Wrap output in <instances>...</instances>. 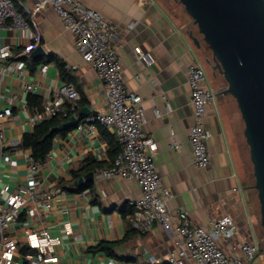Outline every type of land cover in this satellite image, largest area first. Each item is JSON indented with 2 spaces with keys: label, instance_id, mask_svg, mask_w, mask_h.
<instances>
[{
  "label": "crops",
  "instance_id": "0c3cea01",
  "mask_svg": "<svg viewBox=\"0 0 264 264\" xmlns=\"http://www.w3.org/2000/svg\"><path fill=\"white\" fill-rule=\"evenodd\" d=\"M78 1L118 26L119 37L113 47L120 50L128 92L141 98L146 117L143 132L158 145L155 165L162 184L173 194L169 201L173 219L169 231L155 224L147 233H139L133 226L135 210L130 206L131 201L141 196L139 184L120 177L98 178V173L113 162L109 151L118 143L115 135L101 124H96L91 131L73 129L66 136L55 139L39 171L41 189L55 188L62 193L55 199L54 209L47 213L40 211L28 220L32 228H49L55 237L61 238L54 253L58 262L48 264H108L111 257L94 251L101 243L116 244L114 259L122 264H167V257L177 250V243L182 240L177 233L178 210L187 212L193 225L203 229H209L212 222L225 215L232 216L236 234L230 243L220 242L230 256L240 257V246L245 242L257 243L261 248L264 231L260 224V202L254 186L247 183L244 170V122L235 98L222 93L228 87L224 77L219 74L214 77L206 63L212 58L210 49L202 40L201 46H196L190 38L191 31L198 38L202 37L185 8L175 0ZM16 2L30 21L28 11L32 0ZM36 21L43 36L40 46L47 56L36 61V65L26 62V81L40 82L38 92L32 95L44 100L50 86L66 83L60 76L59 63L77 66L78 69L68 71L71 83L87 102L83 108H89L90 114L103 111L107 105L105 86L91 65L82 59L74 36L57 13L49 9L37 16ZM26 43L21 42L19 33L0 31V45L22 50ZM136 48L150 53L154 64L150 67L141 64L135 54ZM192 65L205 70V89L213 96L206 113V123L212 131L211 162L204 169L194 166L189 141L194 109L187 71ZM44 66H48V72L42 77L40 70ZM29 96L14 75L6 78L3 100L11 98L13 117L4 126L0 189L5 188L9 193L30 180L28 165L32 152L17 145L25 133L34 129L29 118L39 110L30 108ZM176 144L179 149L173 148ZM6 156L16 165L8 163ZM89 162L103 166L93 171L95 178L90 189L74 192L79 185L72 173ZM26 219L24 210L20 221L12 227L20 244L24 243L22 221ZM67 224L77 239L64 236ZM245 264H264V251Z\"/></svg>",
  "mask_w": 264,
  "mask_h": 264
},
{
  "label": "built area",
  "instance_id": "2783aa9c",
  "mask_svg": "<svg viewBox=\"0 0 264 264\" xmlns=\"http://www.w3.org/2000/svg\"><path fill=\"white\" fill-rule=\"evenodd\" d=\"M32 2L28 21L18 11L13 0H0V31L19 33L21 42H27L22 50H14L11 45H0V151L5 140V123L13 117L11 98L3 100L6 78L14 75L22 83L23 91L27 94L38 92L39 80L26 81L28 67L22 58L29 57L42 42L43 36L36 21L37 16L53 9L65 28L74 36L76 49L82 59L91 65L105 86L106 108L86 116L76 127L78 132H84L93 130L96 124H101L113 133L118 141L119 153L108 168L98 173V178L120 177L139 184L141 196L130 202V206L135 210L133 226L139 233H147L155 224L162 226L166 231L171 230L173 215L169 210V201L173 194L162 184L155 165L158 145L152 137L143 132L146 117L141 98L130 94L125 86L120 50L113 47L119 37L118 26L78 0ZM133 26L132 24L131 27ZM135 54L137 60L145 67H150L155 62L150 53L143 52L140 48L135 49ZM66 69L76 70L78 67L66 65ZM47 72L48 66H44L40 75L45 77ZM187 79L194 109V123L189 134L193 164L204 169L211 162L209 141L212 131L207 126L206 113L213 96L205 89L206 73L202 67L190 66ZM80 99V93L72 83L52 85L48 88L42 108L32 113L29 121L35 127L45 120L66 115L65 104L75 105ZM156 114H160L159 110H156ZM179 147L178 144L173 146L175 149ZM5 160L12 166L16 165L7 156ZM44 164L36 163L31 157L28 165L29 183L19 186L13 193L7 192L5 188L0 189V264L58 262L54 253L55 247L62 242L61 238L55 237L49 228H32L28 221L40 211L47 213L54 209L55 199L62 193L60 189L55 188L41 189L39 171ZM24 210L27 219L22 221L24 243L20 244L12 232V227L20 221ZM176 216L179 220L177 233L182 240L177 243V250L167 257V264H245L254 261L260 254V246L251 242L240 246V257L230 256L222 249L220 242L230 243L237 230L230 215L215 220L209 229L194 226L188 213L183 210H178ZM64 236L78 238L68 224L64 228ZM108 264L122 263L109 259Z\"/></svg>",
  "mask_w": 264,
  "mask_h": 264
},
{
  "label": "water",
  "instance_id": "95a60500",
  "mask_svg": "<svg viewBox=\"0 0 264 264\" xmlns=\"http://www.w3.org/2000/svg\"><path fill=\"white\" fill-rule=\"evenodd\" d=\"M192 18L201 39L189 33L198 47L201 40L212 58L206 63L213 75L223 76L227 89L222 93L235 98L244 122V138L249 147L255 179L254 189L260 202V224L264 231V0H175ZM47 56L44 47H37L30 57ZM82 108L78 116L60 126V131L76 129L79 116L90 115ZM95 173L78 182L79 187L92 185Z\"/></svg>",
  "mask_w": 264,
  "mask_h": 264
},
{
  "label": "trees",
  "instance_id": "16d2710c",
  "mask_svg": "<svg viewBox=\"0 0 264 264\" xmlns=\"http://www.w3.org/2000/svg\"><path fill=\"white\" fill-rule=\"evenodd\" d=\"M16 4V7L20 13L26 18V15L22 12L21 9L18 8V4L16 0H13ZM50 59L53 57L49 56ZM22 60L25 62H30L31 65H36V60H33L30 56L23 57ZM60 69V76L62 80L66 83H71L70 72L66 69L65 64H58ZM87 103L86 100L82 97L78 101V105H73L70 103L65 104L66 115H59L53 117L49 120H45L41 123L35 125L34 129L31 132L25 133L22 137V140L19 144V147L22 149L30 150L32 152L31 157L38 164H44L53 149L54 141L56 138L60 136H66L71 130L68 131H60V126L65 122L69 121L73 116H78L79 111L84 107V104ZM43 105V100L37 95L30 94L29 96V106L31 109H41ZM86 116H79V122H82ZM112 142H110L111 144ZM120 146L118 143H115L110 148V158L111 161L119 153ZM102 164H96L95 162L87 163L82 169L79 171L73 172V179L75 183L78 184V180L83 176H86L88 173L93 172L99 168H101ZM92 185H85L84 187H77L74 192L81 193L87 189H90ZM133 231V230H131ZM116 244L114 243H101L97 247H95L94 251H102L107 254V256L114 259L116 257L115 254ZM261 251L263 247L260 248ZM25 253L24 250H22Z\"/></svg>",
  "mask_w": 264,
  "mask_h": 264
},
{
  "label": "rangeland",
  "instance_id": "374dc122",
  "mask_svg": "<svg viewBox=\"0 0 264 264\" xmlns=\"http://www.w3.org/2000/svg\"><path fill=\"white\" fill-rule=\"evenodd\" d=\"M244 128H245V126H244ZM243 142L245 144L244 145L243 159H244V170H245L246 175H247V180L246 181H247L248 184L254 186L255 179H254V176H253V166H252V163H251V160H250L249 147L247 146V144L245 142V139H243ZM262 247L264 249V232H263Z\"/></svg>",
  "mask_w": 264,
  "mask_h": 264
}]
</instances>
